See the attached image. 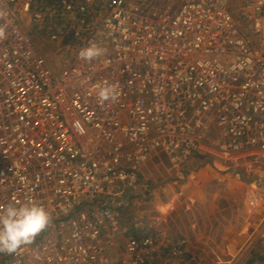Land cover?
Wrapping results in <instances>:
<instances>
[{
	"label": "built area",
	"instance_id": "2783aa9c",
	"mask_svg": "<svg viewBox=\"0 0 264 264\" xmlns=\"http://www.w3.org/2000/svg\"><path fill=\"white\" fill-rule=\"evenodd\" d=\"M230 2L0 0V209L52 217L0 264H185L183 238L152 221L132 237L119 216L153 156L264 158V0H241V22ZM92 44L104 54L80 60Z\"/></svg>",
	"mask_w": 264,
	"mask_h": 264
},
{
	"label": "rangeland",
	"instance_id": "374dc122",
	"mask_svg": "<svg viewBox=\"0 0 264 264\" xmlns=\"http://www.w3.org/2000/svg\"><path fill=\"white\" fill-rule=\"evenodd\" d=\"M240 2H230L238 22ZM22 21L30 29L27 18ZM29 35L50 56L49 46L34 32ZM140 177L148 189L131 205L135 228L152 221L167 235L183 238L185 264H264L259 259L264 255L263 157L197 158L175 170L153 156Z\"/></svg>",
	"mask_w": 264,
	"mask_h": 264
},
{
	"label": "clouds",
	"instance_id": "9594fccd",
	"mask_svg": "<svg viewBox=\"0 0 264 264\" xmlns=\"http://www.w3.org/2000/svg\"><path fill=\"white\" fill-rule=\"evenodd\" d=\"M0 29V37H3ZM104 54V49L92 44L82 48L78 58L91 61ZM98 99L115 100L118 97L117 85H106L97 91ZM50 212L42 205L26 201L19 205L10 204L0 209V253L13 254L22 247L31 245L51 223Z\"/></svg>",
	"mask_w": 264,
	"mask_h": 264
},
{
	"label": "trees",
	"instance_id": "16d2710c",
	"mask_svg": "<svg viewBox=\"0 0 264 264\" xmlns=\"http://www.w3.org/2000/svg\"><path fill=\"white\" fill-rule=\"evenodd\" d=\"M131 207L129 208H125L124 210L121 211L120 216H119V222L121 224V226L126 225L128 226L127 228V234L132 236V237H136V236H140V234H142V232H139L138 228H135L134 225V217L133 214L131 212ZM259 259L262 260L264 262V255L259 256ZM252 260H250L248 263L245 264H251Z\"/></svg>",
	"mask_w": 264,
	"mask_h": 264
}]
</instances>
